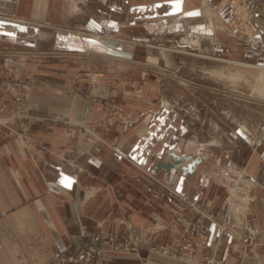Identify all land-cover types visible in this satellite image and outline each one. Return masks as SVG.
<instances>
[{
	"label": "crops",
	"instance_id": "obj_1",
	"mask_svg": "<svg viewBox=\"0 0 264 264\" xmlns=\"http://www.w3.org/2000/svg\"><path fill=\"white\" fill-rule=\"evenodd\" d=\"M8 3L0 0V7L15 9L18 16L0 17V38L24 40L35 46L37 38H47L37 27L42 22L58 29L50 35L56 50L82 52L89 58L109 61L114 60L105 54L119 50L115 40L107 37L119 32L123 23L126 28L145 33L158 30L169 34L175 29L184 33L209 31L198 18L200 0ZM210 3L223 19H230L231 8L225 0ZM200 12L206 13V7H201ZM62 25L65 29L60 28ZM251 37L252 42L243 36L238 39L240 50L264 58V4L258 8ZM28 67L25 75L33 83L27 102L33 143L26 145L15 136L0 137V264H59L60 254L81 257L85 239L107 231L108 221H112L111 228H116L118 220L129 218L143 232L155 223L170 224L173 217L180 221L175 231L167 232L165 243L178 238L184 226L197 223L206 231L200 253L222 264H259V258L249 251L253 245V252L264 257V158L258 146L254 153L250 148L242 153V165L257 183L252 205L255 240L250 245L227 218L224 224L203 218L199 210L186 204L193 199L208 212L223 217L224 192L208 177L205 161L196 163L191 172L184 169L197 157L181 152L180 145L176 147L171 141L180 125L169 114L158 113L138 141L128 142L121 134L123 126L112 122L105 104L69 91L74 77L69 66L51 61ZM20 109L17 103L8 108L13 115H18ZM17 126L16 121L9 120L7 129ZM90 132L97 133L96 142L89 141L93 137ZM171 154L188 160L172 167L175 158ZM132 160L143 163L149 173L139 171ZM88 186L95 190L83 201V189ZM103 264L183 263L140 254L137 258H110Z\"/></svg>",
	"mask_w": 264,
	"mask_h": 264
},
{
	"label": "rangeland",
	"instance_id": "obj_2",
	"mask_svg": "<svg viewBox=\"0 0 264 264\" xmlns=\"http://www.w3.org/2000/svg\"><path fill=\"white\" fill-rule=\"evenodd\" d=\"M14 1L8 0L9 3ZM210 2L200 0L197 6L198 18L208 32L184 33L175 29L169 34L158 30L145 33L126 28L127 24L123 23L119 32L107 37L115 40L119 50L105 54L114 61L89 58L82 52L56 50L50 35L58 29L42 22H38L41 25L37 27L47 38H37L33 42L35 46L24 40L19 43L0 38V137L15 136L22 138L26 145L33 143L29 134L31 116L27 109L33 83L25 75L28 65L51 61L66 64L74 74L69 91L105 104L112 122L123 126L121 134L128 142L138 141L140 133L158 113L164 112L175 119L180 128L173 132L171 141L176 147L180 145V151L186 155L205 161L208 177L224 192L221 199L224 215L208 212L193 199L186 204L199 210L203 218L221 224L227 218V222L252 245L255 240L253 191L257 183L242 165V153L246 148L254 153L258 146L264 158V58L251 51H241L238 39L243 36L252 42L257 11L264 3L254 5L255 12L249 24L242 0H225L231 8L229 20L223 19ZM204 5L208 7L206 13L200 12ZM11 9L0 7V17L15 19L18 14ZM48 12L53 19L50 6ZM48 17L49 14L47 19H50ZM60 28L65 29V25ZM233 62L255 65L261 70ZM11 103L21 105L18 115L9 112ZM9 120L16 121L18 128L8 130ZM90 133L93 137L88 138L89 141L96 142L97 133ZM132 163L139 171L149 173L143 163L134 160ZM251 180L255 184L249 189L248 181ZM94 190L95 187H85L83 201L87 196L90 198ZM242 191L247 195L241 196ZM249 197L253 199L247 206ZM230 204L245 213L242 226L233 219ZM179 221V217H173L170 224L155 223L143 232L129 218L118 220L116 228H111L112 221H108L107 231L85 239L81 257L60 254L57 261L59 264H103L110 258H137L145 254L183 264H207L209 260L222 264L200 253L206 231L197 223L184 226L178 238L165 243V235L169 230L175 231ZM117 240L122 245L121 252L113 249ZM249 251L259 258V264L264 263V257L253 252V245ZM241 252H238L240 256Z\"/></svg>",
	"mask_w": 264,
	"mask_h": 264
},
{
	"label": "built area",
	"instance_id": "obj_3",
	"mask_svg": "<svg viewBox=\"0 0 264 264\" xmlns=\"http://www.w3.org/2000/svg\"><path fill=\"white\" fill-rule=\"evenodd\" d=\"M243 1V6L245 7V8H247V12H248V22H249V24H251V18H252V16H253V14H254V12H255V9H254V5L255 4H257V3H264V0H242ZM247 22V23H248ZM240 193V192H239ZM240 195L241 196H246L247 195V193L245 192V191H242L241 193H240ZM249 203H250V201H248L247 202V206L249 205ZM109 245V244H108ZM110 246V245H109ZM97 248V247H96ZM114 251H116V252H121V249H122V245H121V243L117 240V241H115V243H114ZM112 249V250H113ZM165 252L167 251V249H165L164 250ZM169 251V250H168ZM256 254V253H255ZM259 256V255H258ZM207 264H216L215 263V261H213V260H209L208 262H207ZM261 264H264V263H262L261 262Z\"/></svg>",
	"mask_w": 264,
	"mask_h": 264
},
{
	"label": "bare ground",
	"instance_id": "obj_4",
	"mask_svg": "<svg viewBox=\"0 0 264 264\" xmlns=\"http://www.w3.org/2000/svg\"><path fill=\"white\" fill-rule=\"evenodd\" d=\"M42 1V0H41ZM205 6V5H204ZM209 6V5H208ZM206 7V9L208 8L207 6H205ZM206 11H208V10H206ZM234 64H236V65H238V66H242V67H246V68H253V69H259V70H261V68L260 67H257V66H255V65H250V64H243V63H236V62H233ZM262 70H264V69H262ZM226 177H229V176H227L226 175ZM254 181H248V188L250 189V185L253 187L254 186ZM257 185V184H256ZM253 198L252 197H249L248 198V200H247V202L248 201H251ZM231 206H233V205H231L230 204V208L232 209L231 210V212L233 213L232 215H233V219L235 220V222L237 223V225H239V226H242L243 224H242V221H243V218L245 217V213H243V210L241 209H239V208H234V207H231ZM232 219V218H231ZM245 226H247V224H245Z\"/></svg>",
	"mask_w": 264,
	"mask_h": 264
},
{
	"label": "water",
	"instance_id": "obj_5",
	"mask_svg": "<svg viewBox=\"0 0 264 264\" xmlns=\"http://www.w3.org/2000/svg\"><path fill=\"white\" fill-rule=\"evenodd\" d=\"M174 158H175V163L173 165H171L172 167H176L178 165V163H180L181 161L183 160H188V158L186 157H180V156H177L176 154H171ZM200 161L199 158H196L192 161H190L189 163L186 164V166L184 167V169L187 171V172H191L192 171V167L198 163ZM170 166V167H171Z\"/></svg>",
	"mask_w": 264,
	"mask_h": 264
}]
</instances>
